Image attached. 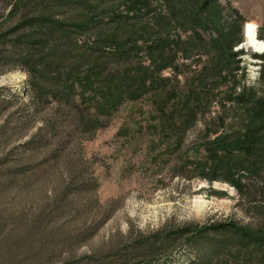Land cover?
Masks as SVG:
<instances>
[{
	"label": "rangeland",
	"instance_id": "rangeland-1",
	"mask_svg": "<svg viewBox=\"0 0 264 264\" xmlns=\"http://www.w3.org/2000/svg\"><path fill=\"white\" fill-rule=\"evenodd\" d=\"M122 1L94 0L108 12ZM209 1L151 0L142 17L106 27L120 42L141 38L143 50L111 69L124 78L143 68L158 87L119 105L116 93L93 134L64 127L53 139L55 111L17 97L26 74L0 67V264H119L115 254L138 240L223 224L233 230L203 242L221 249V264H264V243L248 241L264 242V142L235 155L215 144L245 133L248 107L235 97L264 99V53L245 45L244 30L255 24L264 41V0ZM14 2L0 0V13ZM161 38L171 49L148 52ZM164 251L156 264L196 256L182 240Z\"/></svg>",
	"mask_w": 264,
	"mask_h": 264
},
{
	"label": "trees",
	"instance_id": "trees-1",
	"mask_svg": "<svg viewBox=\"0 0 264 264\" xmlns=\"http://www.w3.org/2000/svg\"><path fill=\"white\" fill-rule=\"evenodd\" d=\"M13 1V4H5L0 13V67L10 65L11 69L20 68L26 74L28 84L17 97H31L37 110L50 108L55 111L54 120L49 121L53 139L59 138V129L64 127H72L81 134L96 133L103 126L102 117L108 104H114L116 93L120 94L116 98L120 100L119 105L139 100L144 97L142 91L150 92L158 87L153 76L148 78L143 68L132 69L124 78L115 67L111 69L114 59L125 63L143 50L138 46L141 38L134 36L120 42L114 32L107 36L109 29H106L109 25L127 24L142 17L149 11L139 14L149 8L151 0H123V11L114 7L111 12L102 7L103 3L97 4L94 0ZM210 1L217 4L219 0ZM209 2L203 8H207ZM84 36L88 40L80 44ZM167 42L168 39L161 38L156 44L150 43L148 52L163 54L171 49ZM260 59L264 62V56ZM232 102L248 107L241 120L246 127L245 133L242 138L236 137L232 141L221 139L220 143H215L218 151L235 155L245 149L248 150L245 152L257 149L258 144L264 142V99H257L253 91H245ZM193 123L190 121L189 127ZM211 152L219 155L215 149ZM242 171L239 166L229 171L228 181L235 187L241 185L242 181L237 179ZM231 227L227 224L206 229L184 227L163 237L155 234L146 241H136L133 248H126L127 251L115 254V261L119 264H156L157 257L165 249L169 250L182 240L195 249L196 256L191 264H221V249L209 251L203 242L209 234H222L233 230ZM248 241L264 243L257 237Z\"/></svg>",
	"mask_w": 264,
	"mask_h": 264
},
{
	"label": "bare ground",
	"instance_id": "bare-ground-1",
	"mask_svg": "<svg viewBox=\"0 0 264 264\" xmlns=\"http://www.w3.org/2000/svg\"><path fill=\"white\" fill-rule=\"evenodd\" d=\"M245 40L248 48L252 51L264 53V41L258 39V29L255 24L248 22L245 26Z\"/></svg>",
	"mask_w": 264,
	"mask_h": 264
}]
</instances>
